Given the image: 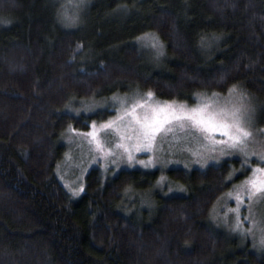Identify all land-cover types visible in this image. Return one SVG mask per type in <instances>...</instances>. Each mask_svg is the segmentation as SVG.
Instances as JSON below:
<instances>
[{
	"label": "trees",
	"instance_id": "16d2710c",
	"mask_svg": "<svg viewBox=\"0 0 264 264\" xmlns=\"http://www.w3.org/2000/svg\"><path fill=\"white\" fill-rule=\"evenodd\" d=\"M233 85L264 127V0H0V264H264L258 240L213 219L246 175L225 182L238 159L92 170L78 196L57 175L68 131L115 112L73 103L138 90L194 103Z\"/></svg>",
	"mask_w": 264,
	"mask_h": 264
},
{
	"label": "snow or ice",
	"instance_id": "6c2138e0",
	"mask_svg": "<svg viewBox=\"0 0 264 264\" xmlns=\"http://www.w3.org/2000/svg\"><path fill=\"white\" fill-rule=\"evenodd\" d=\"M84 0H80L83 4ZM62 20L65 23H76L78 17L69 15L67 11L62 14ZM8 23V21H3ZM151 47L156 50V54L160 55L161 43L156 37H148ZM201 43L205 40L202 38ZM229 93L237 92V86L233 85L228 89ZM221 96L219 93H210L202 95L201 93H193L192 97L196 103L188 104L187 101L169 100L155 101V93L148 90L147 99H133V102L127 107H123L125 100L117 96H113V102L119 101L122 105L121 110L117 112L115 117H110L106 121L88 122L89 130L83 132L72 128L71 131L77 135L89 138V143L95 145V149L100 153L99 159L107 157L113 153V147H106L105 141L101 134L113 135L115 140L114 147L123 149L127 156L129 164L135 162L145 167L155 166L152 163V157L148 161L135 160V153L150 152L154 149L157 140L161 142L173 131V125L179 124L182 129L190 131L194 138L198 137L204 141L201 147H208L210 151L215 152L219 149L220 153L226 159L241 158V167L233 169L225 178L226 183H230L238 175H243L245 169H250V173L245 177L244 181L239 185L240 188H247V195L252 197L256 194L264 195V151L255 152L249 149L248 139L252 133L245 126L248 122V115L251 111L250 105L243 103L245 96L239 94V103L221 104ZM83 103V101H81ZM108 110L115 111L114 107L104 108L92 107L85 108L84 111L90 114H96L99 111ZM69 111H76L69 109ZM124 141H129L126 144ZM134 142V143H132ZM108 144H112L113 140H108ZM255 155L260 163L252 165L248 158ZM99 159L93 158L94 163H98ZM216 162V158H213ZM112 167L118 168L119 164L116 160H110ZM163 179V178H161ZM84 190L83 184L79 188H72V194L79 195ZM234 196L236 208L229 211L235 214V223L232 225L234 231H240L243 234L252 233L251 228H243L244 221L240 219V207L245 199L244 196L237 193H228ZM248 207V205H244ZM246 219H248L246 217ZM262 235L259 239V246L264 247V228L260 229ZM255 238V237H254Z\"/></svg>",
	"mask_w": 264,
	"mask_h": 264
},
{
	"label": "rangeland",
	"instance_id": "374dc122",
	"mask_svg": "<svg viewBox=\"0 0 264 264\" xmlns=\"http://www.w3.org/2000/svg\"><path fill=\"white\" fill-rule=\"evenodd\" d=\"M148 37H156L153 34H146L142 38V43H144V48H149V52L154 49L151 47ZM157 38V37H156ZM159 40V39H158ZM160 42V40H159ZM161 43V42H160ZM149 46V47H147ZM151 48V49H150ZM156 52V50L154 49ZM163 51V47L161 44L160 52ZM69 87V85L67 84ZM67 89V88H65ZM87 91H85V95L87 96ZM146 93L144 91H134L131 93H118L114 94L115 96L119 97L122 100H125L126 103L123 107H127L133 102V99H147ZM215 93L222 94L221 96V104H236L239 103V94L243 93L237 90L235 93H229L228 91H218ZM245 96V100L243 103L250 105L251 111L248 115V122L245 125L248 130L252 133L251 137L248 139L249 149L255 152L264 151V127L258 125L257 122V108L254 100L250 97V95L243 93ZM110 97H98L94 98L89 96L86 99H81L76 103H73L71 108L77 114H90L85 112V108L91 109L92 107L96 108H104L105 105L108 107H114L116 110L114 114L110 117H115L117 112L121 110L122 105L119 101L113 102V96ZM204 95V94H203ZM207 95V94H205ZM155 101H168L162 100L157 97L153 98ZM83 101V103H81ZM188 103V102H187ZM196 103V102H194ZM188 103V104H194ZM103 111V110H102ZM107 119L100 120L106 121ZM99 122L97 126H99ZM173 131L165 138L163 142L159 139L154 147V149L150 152L144 153L139 152L135 153V160H144L148 161L149 157H152V163L155 166L145 167L138 163H131L127 162V156L123 152V149H116L114 147L115 140L113 139V135H105L101 134L102 139L105 141L106 147H113V153L109 154L107 157L99 159L100 153L96 151L95 145L89 143V138L77 135L73 133L71 129L66 134V141H67V148L64 154V158L62 161L59 162L57 175L59 176V182L72 194V188H79L81 184L84 186V192L88 185V176L91 171H95L100 173L103 178H107L110 173H117L124 168H141L145 170H154V169H161L166 170L172 167H200L206 168L210 164H219L224 161H231L238 159L240 163L233 168L239 169L241 167V158H232L226 159L224 155H222L217 149V151L212 152L208 147H201L200 145L204 144V141L200 140L198 137L194 138L193 134L188 131L187 129H182L179 124H174ZM87 130H82L83 132H87ZM108 140H113L112 144H108ZM126 144H130L129 141H124ZM134 143V142H132ZM93 158L99 159L98 163L93 162ZM213 158H216V162H214ZM116 160L119 164L118 168H114L109 163L110 160ZM249 163L252 165H257L260 163L259 159L253 155L252 157L248 158ZM264 166V165H261ZM233 170V169H232ZM246 175L239 179L235 183V185L226 190L224 194L221 195L219 198V203H216L214 208L213 219L217 223H223L229 231H234L232 225L235 223V214L230 209L236 208V202L234 196H229L228 193H239L240 195L244 196L245 199L243 204L240 207V219L244 221L242 227L243 228H251L252 233L250 234H243L246 238H253L254 240L260 239L262 235L260 229L264 228V195L256 194L252 197L247 195V188H240L239 185L242 181H244L245 177L249 175L250 169H245ZM80 192L79 194H81ZM73 195V194H72ZM78 196V195H75ZM219 204V205H218ZM244 205H248L245 207ZM246 217L248 219H246ZM207 237H210L209 234ZM255 237V238H254ZM250 238V239H251ZM257 242V241H256ZM259 243V242H257Z\"/></svg>",
	"mask_w": 264,
	"mask_h": 264
}]
</instances>
